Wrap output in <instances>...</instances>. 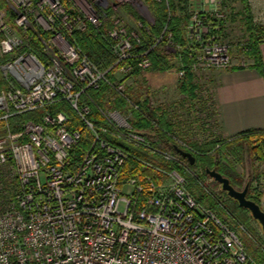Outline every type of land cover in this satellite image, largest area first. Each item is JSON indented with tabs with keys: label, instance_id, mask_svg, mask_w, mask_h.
<instances>
[{
	"label": "built area",
	"instance_id": "obj_1",
	"mask_svg": "<svg viewBox=\"0 0 264 264\" xmlns=\"http://www.w3.org/2000/svg\"><path fill=\"white\" fill-rule=\"evenodd\" d=\"M48 3L35 20L14 7L20 33L0 38L6 84L0 93V167H10L18 180L0 211V264H251L239 232L198 200L185 176L158 163L160 151L133 127L132 115L105 109V124L90 117L94 102L84 95L108 80V70L68 35L86 27L85 16L67 14L59 1ZM222 7L221 0H190L185 35L194 72L232 64L221 40L220 22L227 17ZM125 27L110 31L121 37L112 65L127 73L139 56V66L150 67L149 57L132 52ZM177 73L184 77V70ZM121 98L140 111L129 97ZM59 102L73 109L79 125L70 126L64 111L51 114ZM39 111L37 119L13 126V118ZM130 161L141 173L126 174Z\"/></svg>",
	"mask_w": 264,
	"mask_h": 264
},
{
	"label": "rangeland",
	"instance_id": "obj_2",
	"mask_svg": "<svg viewBox=\"0 0 264 264\" xmlns=\"http://www.w3.org/2000/svg\"><path fill=\"white\" fill-rule=\"evenodd\" d=\"M54 1H59L63 11L65 8L67 14L68 12L74 15L80 13V15L85 16L84 24L86 25L92 23L87 19L90 16L98 18L97 24H92L99 28L103 25V22H110L111 25L106 28L107 32L103 35L110 47L111 53L108 56L112 59L113 64L118 59V54L114 47L120 42L121 37L116 39L111 37L110 31L123 29L126 26L125 28L130 33V40L134 47L133 41H139L141 28L144 27L145 22L148 24L155 22V17L146 0H87L94 12L87 7L84 0ZM48 2L49 0H0V38L10 32L18 31L20 33L16 23L17 10L14 7H21L22 10H27L29 17L35 20L40 13H44L41 10V6L46 3L49 5ZM222 2L227 6L226 11L222 10V12L227 13L226 16L229 14L231 16L227 20L226 26H224V33L221 38L224 43L229 45V55L232 60L231 66L236 64H238V67L239 65L248 66L253 62V59L248 55V49L244 47L247 46L249 41L248 17L252 15L253 22L264 24V0H248L250 11L246 10L247 7L241 0H221ZM184 3L189 5L190 0H185ZM128 8L135 15L133 12L128 11ZM187 13L189 14V8ZM233 14L235 15L234 19L232 17ZM137 16L139 19L136 18ZM136 33L139 34L138 38L134 36ZM29 35L34 37V33L31 30ZM163 35L157 38L156 44L162 41ZM168 37V42L164 45V48L170 53L176 54L179 48L174 44L171 34ZM2 61L4 59L0 56V63ZM106 65L103 70H108L106 71L108 80L105 81V84L103 82L101 87L108 85L112 92L120 96L123 94L127 95L128 87H133L136 91L144 95L150 94L151 96L138 97L139 102L135 97H129L141 110H143L142 104L145 103L146 98H149L151 106L161 107L167 112L166 119L171 123V135H169L168 142L171 149L168 148V145L167 147L164 145L158 146L160 155L157 161L162 167L178 171L186 179L188 178L190 185L195 180L197 185L194 184V188L199 193L203 191L205 194H209L207 192L209 190L211 195H216L217 197L215 198H219V201H222V207L225 205L235 206L236 200L227 194H223L222 184L207 172V170H216L217 172L219 170L215 169L212 164L203 163L200 165L199 160L197 161V159H200L198 158L199 156L212 158V161L219 159L223 165L233 170L237 177L244 181L243 186L238 190H243L248 185L250 189L249 197L264 210V136L261 133H255L251 138L239 139L237 137L229 139L223 134V130L218 124V112L214 98L216 88L214 73H217L214 70L218 69L194 72L193 76L196 86L193 93L194 96L191 97L180 90V84L184 78L180 77L174 70L160 72L150 69L151 65L148 68H144L141 74L138 75L133 73V71L121 72L117 67L113 68L111 72L112 69H109V66ZM111 83L113 86H111ZM114 85L119 88L122 87V92L114 88ZM5 88L6 84L2 81V71L0 70V89L2 91ZM117 101L120 102L119 106H115ZM97 104L99 106L102 104L106 110H121L126 112V114L132 115V118H135V113L138 111L129 101H125L120 97H104L103 101L101 100V103ZM131 124L134 128H137L133 122ZM143 129L151 133L150 128ZM2 132L3 128L0 126V134ZM148 138L147 140L151 141L150 143L152 144L154 140ZM209 143L212 144L211 148H209L210 150H204L202 147H208ZM178 148L192 153L196 158L194 164L187 165L184 157L178 152ZM163 153H165V157L162 156ZM170 156L171 158L168 159ZM179 168L183 171L179 170ZM142 170L143 168H141ZM141 171L134 162L130 161L126 174L132 176L141 173ZM161 178L163 182L168 183L167 179ZM17 186L18 180L13 178L10 167H0V211L8 204L9 191L11 190L12 193V191L17 189ZM201 202L204 203L205 201ZM244 209L243 212H240H242L245 222L244 220L243 222H240V220L234 221V217H232L228 209L224 215L220 214L217 209L216 211L221 218L239 232L248 254L253 260L251 264H257L255 256L264 257V232L260 223L251 215V212L246 208Z\"/></svg>",
	"mask_w": 264,
	"mask_h": 264
},
{
	"label": "trees",
	"instance_id": "obj_3",
	"mask_svg": "<svg viewBox=\"0 0 264 264\" xmlns=\"http://www.w3.org/2000/svg\"><path fill=\"white\" fill-rule=\"evenodd\" d=\"M243 4H245V7H247V11H250L248 0H241ZM149 8L151 9L154 17L155 22L152 24H148L145 22L144 27L141 28V36L139 41L134 40V49L133 53L136 55H142L149 57L152 62V67L150 69L157 70L160 72L165 71H171L174 70L175 72H178L180 70H184V80L180 84L181 85V91L190 95L191 97L194 96V89H195V82H194V70H193V64H194V57H192L194 53V50L190 48V45L188 43L187 37L185 35V28L186 24L189 21L190 15L188 12V5L185 2V0H146ZM69 5V3H68ZM224 8L227 7L223 4ZM130 12H133L128 8ZM134 13V12H133ZM229 14V13H228ZM135 15V13H134ZM252 15H249L248 19V31H249V41L247 42V46H244L248 49V55L253 59V63L251 64L252 67L258 69L260 72L264 73V56L261 51V44L264 42V24H256L252 20ZM230 14L227 15V17L220 22L221 25V36L223 35L224 26H226L227 20L230 18ZM233 19L235 18V15H232ZM139 19V17H136ZM103 25L99 27L93 25L92 23H88L84 29L74 28L72 29L68 35L70 38L76 41V43L82 48L84 53L96 64H98L102 69L103 67L109 66L111 67L112 59L108 56L111 51L110 47L108 45V42L105 38V34L107 32V27L110 24V22H103ZM166 29V30H165ZM104 34V35H103ZM162 34L163 38L160 43H157V38H159ZM171 34L172 40L175 45L178 46L179 51L175 54L170 53L164 48V45L168 42V35ZM32 44L36 50H39L41 48V44L37 37H33ZM154 46L152 50L150 48ZM147 52V54H145ZM41 54V53H40ZM140 58L139 56H135L130 60V63L134 65L133 73L140 75L141 71L143 70L139 66ZM112 63V64H111ZM113 68H116V66H113L111 69V72L113 71ZM182 78V79H183ZM105 84V82H104ZM1 93V89H0ZM127 95H117L115 92H112L108 85H101L98 88H89L87 90V93L84 95V97H92L93 104H92V114L90 117L93 120L97 119V122L100 124H105L106 121H103L102 117V110H105L103 105L100 106L97 103H101V100L103 101L104 97H135L136 100L139 102L138 97H151L150 94L144 95L143 93H140L136 91L133 87H128V91L126 93ZM122 99V98H121ZM120 102L117 101L115 106H119ZM118 108V107H116ZM143 110L140 109V111H136L135 118L133 119V124L135 127H137L139 130H144L143 128H150L151 133L146 132L149 138H151L153 141V145L158 148L161 145H164L167 147L169 144V131H171V123L167 121L166 116L167 112L163 110L161 107H154L150 104V99L146 98L145 103L142 104ZM51 114H54L58 111H64L66 112L70 117V126H77L79 125L77 116L73 109L66 103V102H59L49 108ZM144 111V112H142ZM161 111V112H160ZM42 111L36 112L35 114H25L21 115L19 118H13L12 124L14 127L17 128L16 125H18V121L20 120H26V119H37V115H40ZM147 114V116L144 115ZM153 121L157 122L160 128L155 127ZM3 123L0 122V126H2ZM259 134L260 132H247L244 134H241L239 139H245V138H251L253 134ZM262 136H264L263 133H261ZM237 138V137H236ZM158 140V141H155ZM87 142V141H86ZM84 141L83 144H86ZM212 144L209 143L208 147L204 146L202 147L204 150H210ZM168 148L171 149V147L168 145ZM162 149V148H160ZM200 165L203 163L212 164V166L221 172L224 177H227L230 179L231 184L237 188L240 189L243 186L244 181L237 177V175L234 173L233 170L226 167V165H223L220 160L212 161V158H208L205 156L198 157ZM186 161V160H185ZM202 162V163H201ZM187 163V162H186ZM198 163V165H199ZM187 165L190 166V163H187ZM179 170L183 171L181 168ZM188 179V178H187ZM196 181L194 180L193 183L189 182V189L190 191L196 195L199 201H205L204 203L213 208L214 210H218V212L222 215L226 214V211L231 213L232 217H234V221L240 220V222H243V215L242 212L245 210L244 207H241L236 200L235 206H223L221 202L219 201V198L216 195L211 194H205L203 191L200 193L194 188V184ZM244 189V188H243ZM250 189L248 190L249 193ZM223 194L228 193L223 190ZM229 196V195H228ZM249 199H252L249 197V194H247ZM253 200V199H252ZM242 211V212H240ZM217 212V213H218ZM240 219H239V216ZM238 216V217H237ZM245 222V220H244ZM257 260V264H264V257L262 256H255Z\"/></svg>",
	"mask_w": 264,
	"mask_h": 264
},
{
	"label": "crops",
	"instance_id": "obj_4",
	"mask_svg": "<svg viewBox=\"0 0 264 264\" xmlns=\"http://www.w3.org/2000/svg\"><path fill=\"white\" fill-rule=\"evenodd\" d=\"M261 50L264 56V42ZM214 71V98L223 134L232 139L247 132L264 133V73L251 64Z\"/></svg>",
	"mask_w": 264,
	"mask_h": 264
},
{
	"label": "water",
	"instance_id": "obj_5",
	"mask_svg": "<svg viewBox=\"0 0 264 264\" xmlns=\"http://www.w3.org/2000/svg\"><path fill=\"white\" fill-rule=\"evenodd\" d=\"M177 150L183 157L188 159L190 164H194L196 158L192 153L184 151L180 148H178ZM207 172L222 184V189L226 191L230 197L237 200L241 207H244L251 212V215L260 223L264 232V210L257 202L248 198L247 194L249 186L246 185L243 190H238L231 184L230 180L227 177H224L216 170H207Z\"/></svg>",
	"mask_w": 264,
	"mask_h": 264
}]
</instances>
